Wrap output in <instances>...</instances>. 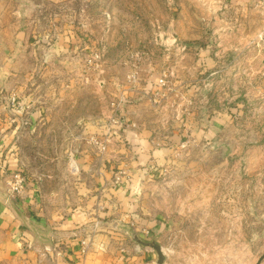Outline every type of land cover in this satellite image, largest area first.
Returning a JSON list of instances; mask_svg holds the SVG:
<instances>
[{
    "label": "rangeland",
    "instance_id": "1",
    "mask_svg": "<svg viewBox=\"0 0 264 264\" xmlns=\"http://www.w3.org/2000/svg\"><path fill=\"white\" fill-rule=\"evenodd\" d=\"M8 149L2 191L16 206L35 188L63 214L102 192L126 200L124 247L146 264L157 253L134 234L162 246L163 264H255L264 0H0Z\"/></svg>",
    "mask_w": 264,
    "mask_h": 264
},
{
    "label": "crops",
    "instance_id": "2",
    "mask_svg": "<svg viewBox=\"0 0 264 264\" xmlns=\"http://www.w3.org/2000/svg\"><path fill=\"white\" fill-rule=\"evenodd\" d=\"M8 152H0V264H146L151 258L149 252H139L136 246L126 243L128 248L124 247V221L126 211H130L124 205L126 200L105 199L101 192L95 201L77 202L63 214L47 213L40 190L32 188L23 204L16 206L2 191L6 186L4 167L17 163L14 153L9 155L11 149ZM100 181L99 188L105 185L103 179ZM83 239L89 243L85 255L81 251Z\"/></svg>",
    "mask_w": 264,
    "mask_h": 264
},
{
    "label": "water",
    "instance_id": "3",
    "mask_svg": "<svg viewBox=\"0 0 264 264\" xmlns=\"http://www.w3.org/2000/svg\"><path fill=\"white\" fill-rule=\"evenodd\" d=\"M43 232L48 234V233H50V230H43ZM132 238L138 244L143 245V246H148V247H151L152 249H154L157 253V256H158L157 263L158 264L164 263V261H165L164 250L158 242L153 241V240L152 241L143 240L142 238H140L136 234L132 235ZM263 260H264V252L259 256V258L255 264H261Z\"/></svg>",
    "mask_w": 264,
    "mask_h": 264
},
{
    "label": "built area",
    "instance_id": "4",
    "mask_svg": "<svg viewBox=\"0 0 264 264\" xmlns=\"http://www.w3.org/2000/svg\"><path fill=\"white\" fill-rule=\"evenodd\" d=\"M16 176H17V178H19L20 177V173L17 174ZM21 182H22V179L19 178L18 181H16L14 188L15 189H19V187L22 186ZM88 250H89V243H88V241L86 239H83L82 240V248H81L82 254L85 255L88 252Z\"/></svg>",
    "mask_w": 264,
    "mask_h": 264
}]
</instances>
